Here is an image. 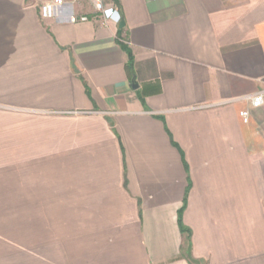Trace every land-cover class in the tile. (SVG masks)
I'll use <instances>...</instances> for the list:
<instances>
[{"label": "crops", "instance_id": "obj_1", "mask_svg": "<svg viewBox=\"0 0 264 264\" xmlns=\"http://www.w3.org/2000/svg\"><path fill=\"white\" fill-rule=\"evenodd\" d=\"M48 1L0 0V264H264V0Z\"/></svg>", "mask_w": 264, "mask_h": 264}, {"label": "built area", "instance_id": "obj_2", "mask_svg": "<svg viewBox=\"0 0 264 264\" xmlns=\"http://www.w3.org/2000/svg\"><path fill=\"white\" fill-rule=\"evenodd\" d=\"M86 3L95 14H98L103 21L112 20L116 24L120 23L121 17L114 7H106L104 0H49L39 7V15L42 20L57 18L59 15L67 12V20L69 23L85 22V15H77L74 11L80 4ZM250 108H258L264 103V93L258 92L255 95L246 98ZM249 111L243 110L239 112L242 123L247 124L249 121Z\"/></svg>", "mask_w": 264, "mask_h": 264}, {"label": "trees", "instance_id": "obj_3", "mask_svg": "<svg viewBox=\"0 0 264 264\" xmlns=\"http://www.w3.org/2000/svg\"><path fill=\"white\" fill-rule=\"evenodd\" d=\"M114 2H116V0H114ZM122 48L123 50L126 52L127 56H128V61H127V64H126V70L129 72L131 70V66H132V58H131V53L130 51L127 49V47H125L124 45H122ZM180 213L181 211L179 212L178 214V222H179V227H180V231L184 234L187 235L188 237V230L185 229L182 224H181V219H180Z\"/></svg>", "mask_w": 264, "mask_h": 264}, {"label": "water", "instance_id": "obj_4", "mask_svg": "<svg viewBox=\"0 0 264 264\" xmlns=\"http://www.w3.org/2000/svg\"><path fill=\"white\" fill-rule=\"evenodd\" d=\"M123 26H124V23H123V21L121 20L120 23H119V28H123Z\"/></svg>", "mask_w": 264, "mask_h": 264}]
</instances>
